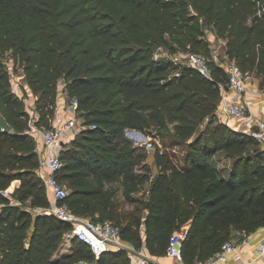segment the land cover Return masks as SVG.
Here are the masks:
<instances>
[{"label":"trees","instance_id":"1","mask_svg":"<svg viewBox=\"0 0 264 264\" xmlns=\"http://www.w3.org/2000/svg\"><path fill=\"white\" fill-rule=\"evenodd\" d=\"M207 28L264 88V0H0V114L11 126L0 125V264H131L126 248L96 257L80 239L62 253L72 225L47 211L30 112L7 54L36 97V125H53L60 81L67 102H78L86 127L64 145L57 174L77 216L111 221L124 242L154 256L187 227L185 264L208 260L235 231L264 227V147L216 113L226 69L214 60L202 75L156 56L163 48L210 58ZM128 130L152 138L156 175ZM174 147L188 148L183 162L170 158ZM217 152L232 161L226 176L211 160Z\"/></svg>","mask_w":264,"mask_h":264},{"label":"built area","instance_id":"2","mask_svg":"<svg viewBox=\"0 0 264 264\" xmlns=\"http://www.w3.org/2000/svg\"><path fill=\"white\" fill-rule=\"evenodd\" d=\"M156 53V56L158 57ZM228 57V56H227ZM176 64H187L202 75L211 74L210 58L204 54L188 53L186 62L181 60L180 54L174 55L172 58ZM227 71L228 82L223 88L222 99L217 107L216 113L229 127L234 129L233 122L238 121L242 124L240 132L246 133L258 140L264 146V117L258 116L249 110L248 104L240 101L239 97L246 91L247 84L251 81V76L245 74L240 66L235 62L228 60L226 65L220 63ZM179 75V74H177ZM19 88H22L21 86ZM64 89V88H63ZM226 90L233 91L238 98L226 95ZM17 94L18 92L14 90ZM63 101L71 111L68 117H59L55 115L53 125L51 127H39L36 125L37 118L31 116L29 121L30 133L37 136H42V152L39 155L41 160L40 170L47 169L46 173H41L48 190L52 195V205L47 209L49 213L54 214L59 219L68 222L72 225V229L66 232L65 242L71 243L74 239H80L91 246L96 257L110 249L130 248L121 239L118 228L111 221H94L87 220L77 216L72 209L64 201L69 195V191L63 185L57 174L63 167V162L60 158L61 150L64 145L75 138V136L83 129L84 124H80L77 118L78 102L72 100L67 102V95L62 90L58 95V104L56 112L59 109V102ZM92 127H95L94 125ZM236 130V129H235ZM133 136V141L136 146H144L151 149L154 146L151 137H147L144 133L140 134V138H136L133 132H127ZM136 133V132H135ZM8 194V190L5 192ZM188 228L184 227L176 232L170 238L166 256L170 258L169 264H185L182 243L188 235ZM259 254L264 257V241L259 248ZM230 256L236 260H242L243 256L238 248V245L233 241L225 242L221 249L212 257L204 262L195 264H228ZM139 264H157L136 250L133 254ZM76 264H86L79 262Z\"/></svg>","mask_w":264,"mask_h":264},{"label":"crops","instance_id":"3","mask_svg":"<svg viewBox=\"0 0 264 264\" xmlns=\"http://www.w3.org/2000/svg\"><path fill=\"white\" fill-rule=\"evenodd\" d=\"M215 61L217 62L219 60L215 59ZM63 85L65 84L63 83ZM226 95L232 96V97L234 96V98L239 97V96H236L233 91H229V90H226ZM239 100L246 102L248 104L249 110L252 111L254 114L264 117V88L261 87L259 78H256L255 76L251 77V81L246 86L245 93L239 97ZM58 106H59V109L55 113V115H58L59 117H68L71 115V111H69L68 107L63 101H60ZM33 116L37 118L38 113L35 111L33 113ZM232 124L234 126V129L238 131L242 130L241 122L234 121ZM128 131L133 132V134H136L137 135L136 138H140L141 137L140 134L141 133L143 134V132L140 133V131H136V130H128ZM127 135L133 140L132 135L130 136L128 133ZM36 149L40 155L42 152L41 134L36 136ZM212 162L214 163V160H212ZM148 164L151 165L153 173L154 175H156L158 173V167L156 166L154 162L153 156H148ZM215 166L219 170L221 169L216 164ZM42 172L46 173L47 169L45 168V169L40 170V174ZM20 185H21L20 180L13 181L12 185L8 189V193H13ZM49 193H50L51 202H53L51 192L49 191ZM231 241L235 242L238 245V248L241 251L243 258L242 260H236L233 256H230L228 264H264V257H262L259 254L260 245L264 241V227H261L250 234L235 231L232 234ZM125 243L126 245L130 247L128 248V252L131 258V264H139V262L133 258V254L136 252V250L132 247L131 244L127 242ZM69 247H70V244L66 243L62 249V253L68 252ZM138 251L142 252V254L146 255L149 258V260L157 264H169L170 263V258H168L166 255L164 256L151 255L146 247H143L142 249Z\"/></svg>","mask_w":264,"mask_h":264},{"label":"rangeland","instance_id":"4","mask_svg":"<svg viewBox=\"0 0 264 264\" xmlns=\"http://www.w3.org/2000/svg\"><path fill=\"white\" fill-rule=\"evenodd\" d=\"M206 39L209 42V45L211 47L212 50V56L210 57L211 61H214L215 59H218L219 61H217V63H224L226 65V61L228 60L227 57V40L226 38H220L217 36V33L215 32V30H213L212 28H207L206 30ZM157 53L158 57H168V58H173L174 55H170L167 50L160 48ZM181 56V60L186 62V56H187V52H180L179 53ZM5 62L7 64V68L9 70V74H10V78L13 84V88L14 90H16L18 92V95L23 99L24 104H25V108L28 112H30V116H32L33 118H35L33 116V113L36 111V97L33 95L31 89L29 88L27 82L25 81L24 77H23V69L21 68L20 65L15 64L13 58L11 57L10 54H7L5 56ZM216 62V61H215ZM251 77H254L253 74H250ZM260 80V84H261V79ZM22 88H19V87ZM64 85H63V81H60L59 83V93H61V91L63 90ZM78 121L81 124H84V119L83 117L78 114L77 115ZM209 120H205L204 125L202 127V129H204L206 127V125L208 124ZM155 143L159 144V147L161 145V141H154ZM259 143V142H258ZM259 146H261V144L259 143ZM162 147V146H161ZM146 148V147H145ZM161 150H164V148ZM188 148L187 147H174V148H170L167 149V152L170 156V158L174 161V162H178L181 163L183 162L186 154H187ZM146 152L148 156H153L154 157V162H155V156H156V145L154 144L153 148L151 149H147L146 148ZM214 163L219 166L220 172L226 176L228 174L227 171V167L231 165V160L226 158V153L224 152H217L214 154L213 159ZM150 168L151 165L149 164ZM154 175V173H153ZM132 206H127V209H131ZM86 219V218H85ZM89 220V219H87Z\"/></svg>","mask_w":264,"mask_h":264},{"label":"water","instance_id":"5","mask_svg":"<svg viewBox=\"0 0 264 264\" xmlns=\"http://www.w3.org/2000/svg\"><path fill=\"white\" fill-rule=\"evenodd\" d=\"M0 125L5 131H9L11 129L10 124L2 114H0Z\"/></svg>","mask_w":264,"mask_h":264}]
</instances>
